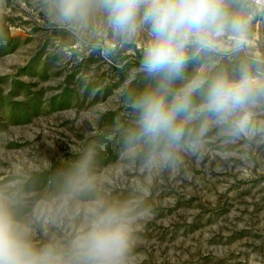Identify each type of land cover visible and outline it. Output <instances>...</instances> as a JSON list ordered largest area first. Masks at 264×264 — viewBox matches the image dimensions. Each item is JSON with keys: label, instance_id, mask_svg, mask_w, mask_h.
<instances>
[{"label": "rangeland", "instance_id": "rangeland-1", "mask_svg": "<svg viewBox=\"0 0 264 264\" xmlns=\"http://www.w3.org/2000/svg\"><path fill=\"white\" fill-rule=\"evenodd\" d=\"M228 4L248 21L241 46L225 33L189 48L185 79H238L241 65L264 79V0ZM150 39L148 25L115 35L101 11L69 28L53 0H0V197L38 246L67 244L102 198L144 213L125 264H264V92L247 132L202 115L173 147L130 151V103L156 86L142 70ZM88 153L94 188L69 195L65 176Z\"/></svg>", "mask_w": 264, "mask_h": 264}, {"label": "clouds", "instance_id": "clouds-1", "mask_svg": "<svg viewBox=\"0 0 264 264\" xmlns=\"http://www.w3.org/2000/svg\"><path fill=\"white\" fill-rule=\"evenodd\" d=\"M53 7L56 19L69 28L82 25L93 11L104 13L117 36L131 37L149 26L151 39L144 48L142 70L156 86L130 103L137 117L126 141L130 151L140 140L171 148L182 138L184 124L202 115L217 122L234 117V132L249 130L250 107L264 92V79L254 76L247 65H241L238 79L223 72L210 78L184 76L189 48L212 49L225 33L234 34L241 46L248 21L242 12L229 10L228 0H53ZM177 80L185 82L175 88ZM195 96L200 97L198 105ZM160 155L166 159L168 153ZM91 160V153L86 154L66 174L69 195L94 188ZM133 212L127 202L96 199L85 225L67 244L52 241L38 246L29 225L18 220L11 204L0 197V264H125L133 222L144 215Z\"/></svg>", "mask_w": 264, "mask_h": 264}]
</instances>
